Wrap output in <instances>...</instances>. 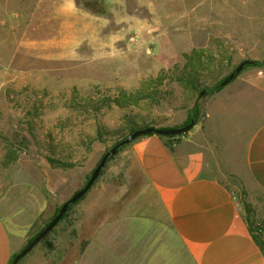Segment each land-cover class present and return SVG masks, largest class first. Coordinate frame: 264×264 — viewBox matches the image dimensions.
I'll return each mask as SVG.
<instances>
[{"label": "rangeland", "instance_id": "rangeland-1", "mask_svg": "<svg viewBox=\"0 0 264 264\" xmlns=\"http://www.w3.org/2000/svg\"><path fill=\"white\" fill-rule=\"evenodd\" d=\"M244 60L259 65L220 89L264 71V0H0V197L18 199L22 183L26 200L44 201L17 252L130 129L181 126L194 106L191 130L202 129L212 89ZM241 119L219 110L206 120L229 155ZM134 141L17 264H191L159 222ZM218 172L264 244V194Z\"/></svg>", "mask_w": 264, "mask_h": 264}, {"label": "crops", "instance_id": "crops-1", "mask_svg": "<svg viewBox=\"0 0 264 264\" xmlns=\"http://www.w3.org/2000/svg\"><path fill=\"white\" fill-rule=\"evenodd\" d=\"M219 110L223 116L243 117L238 120L243 127L232 130L231 155L224 136L206 125L210 114ZM205 116L202 129L190 130L172 148L157 135L133 142L140 171L164 210L159 222L175 236L191 264H264L240 203L218 178L221 167L234 170L264 194V71H252L231 88L214 93ZM250 120L256 121L249 125ZM17 187L18 199L11 189L0 197V264H10L44 209L43 200H26L27 186Z\"/></svg>", "mask_w": 264, "mask_h": 264}, {"label": "water", "instance_id": "water-1", "mask_svg": "<svg viewBox=\"0 0 264 264\" xmlns=\"http://www.w3.org/2000/svg\"><path fill=\"white\" fill-rule=\"evenodd\" d=\"M251 63H252V61H249V60H244V61L240 62L236 66V68L231 73H229L220 82L219 85L220 86L227 85L229 82H231L235 78V76L243 69L244 66L251 64ZM203 94H204V91H201L199 96H201ZM194 125H195V121L193 119H190L188 123L181 125V126H174V127L147 126V127H143V128H138V129L132 131L131 133L127 134L123 139H121L114 146H112L110 148V150H108L107 152H105L103 154V156L100 158L99 162L96 164V166L92 170L89 178L87 179V181L85 182L83 187H81L79 190L74 192L67 200H65L62 203L58 212L43 227V229L38 234H36L32 238V240L28 244H26V246L24 248H22L19 252L16 253L11 264H17L22 257L27 255L28 252L31 251L32 248L34 246H36L39 243V241L43 237H45L56 226V224L60 221V219L63 217V215L67 211V207L69 205L74 204L78 200H80L86 194V192L91 188V186L93 185V183L95 182V180L99 176V174H100L102 168L104 167V165L106 164L108 158L110 156L114 155L118 151L119 148L128 145L129 143H131L132 141H134L135 139H137L141 136H145V135H149V134H153V135H157V136H163V137L182 135V134L189 132Z\"/></svg>", "mask_w": 264, "mask_h": 264}, {"label": "trees", "instance_id": "trees-1", "mask_svg": "<svg viewBox=\"0 0 264 264\" xmlns=\"http://www.w3.org/2000/svg\"><path fill=\"white\" fill-rule=\"evenodd\" d=\"M248 65H259L258 63H256V62H252L251 64H248ZM262 66H264V64H261ZM247 66V65H246ZM245 67V66H244ZM238 75V74H237ZM236 75V76H237ZM235 76V77H236ZM220 84V83H219ZM220 85L218 86V87H215V88H213L212 90L215 92H217L219 89H220ZM190 119H193L194 121H195V124H196V122H197V119H198V117H197V107L196 106H194L193 107V109L188 113V115H187V119H186V121L182 124V125H184V124H186V123H188L189 122V120ZM144 127H147V126H144ZM143 128V127H142ZM134 130H136L135 128H132V129H130V131H129V133H131L132 131H134ZM128 133V134H129ZM186 134V133H185ZM185 134H182V135H185ZM149 135H153V134H149ZM180 136L181 135H178V136H168V137H163V136H158V137H161V138H164V139H166L167 140V145H168V147L169 148H172V146H173V144L174 143H176L179 139H180ZM48 161L50 162V163H53V161L52 160H50V159H48ZM76 203V202H75ZM74 203V204H75ZM73 205V204H72ZM72 205H69L68 207H67V211L69 210V208L72 206ZM242 208H243V211H244V219H245V222H246V225H247V227H248V231L250 232V234H251V236H252V238H253V240H254V242L258 245V247L260 248V250L263 252V254H264V244L262 243V241L259 239V236H256V234H259V232L261 231V229L259 228V226H256L252 221H251V210H250V207H249V205L248 204H246V203H244V202H242ZM66 211V212H67ZM57 212H58V210H57ZM56 212V213H57ZM66 212H65V214H66ZM55 213V214H56ZM54 214V215H55ZM65 214L63 215V217L61 218V219H63L64 218V216H65ZM54 215L52 216V218L54 217ZM51 218V219H52ZM50 219V220H51ZM60 219V220H61ZM49 220V221H50ZM48 221V222H49ZM47 222V223H48ZM46 223V224H47ZM45 224V225H46ZM44 225V226H45ZM57 225V224H56ZM43 226V227H44ZM43 227L36 233V234H38L42 229H43ZM254 233H256V234H254ZM35 234V235H36ZM34 235V236H35ZM48 235V234H47ZM46 235V236H47ZM33 236V237H34ZM46 236L45 237H43L39 242H41V241H44L45 240V238H46ZM32 237V238H33ZM32 238L30 239V240H28V242H27V244L32 240ZM26 246V245H25ZM24 246V247H25ZM47 246L50 248L51 247V245L50 244H47ZM23 247V248H24ZM16 255V253H14V255H13V257H12V260H13V258H14V256ZM12 262V261H11ZM11 262H10V264H11Z\"/></svg>", "mask_w": 264, "mask_h": 264}]
</instances>
